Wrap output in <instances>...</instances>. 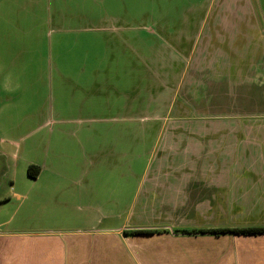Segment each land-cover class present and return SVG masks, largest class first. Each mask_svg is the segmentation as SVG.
<instances>
[{
	"label": "crops",
	"instance_id": "1",
	"mask_svg": "<svg viewBox=\"0 0 264 264\" xmlns=\"http://www.w3.org/2000/svg\"><path fill=\"white\" fill-rule=\"evenodd\" d=\"M21 2L25 3L23 8ZM37 3L48 11L47 16L30 13L35 9L30 0H0V17L6 14L0 24L8 29L2 35L9 40L12 32L22 34L27 38L25 45L37 47L47 41L52 57V0ZM263 3L259 1L261 7ZM225 4L228 11L223 12L227 15L222 21L219 17L209 21L207 31L210 35L214 32V45L193 53L198 62L209 57L205 69L212 77L214 72L217 81L222 74L228 113L210 114L202 121L180 120L172 114L151 118L154 127L162 124L157 143L139 187L122 186L123 204L118 199L121 195L108 203L94 197V202L82 191L57 199L64 210L59 212L52 207V163L24 156L16 167L20 175L10 179L12 185L22 184L21 191L4 195L3 164L10 153L2 146L4 142L0 143V264H264V234L176 233L264 227V23L257 14L260 5L252 0H224ZM22 11L26 21L20 19ZM3 60L0 57V104L6 102L5 94L13 108L32 100L31 104L38 106L46 89L52 93V60L48 67L39 61L33 69L36 97L31 100L29 92L17 95L19 89L29 90L30 83H21L20 69L10 68ZM198 67L193 65V71L200 74L203 70ZM215 89L210 91L211 104H217ZM232 109L235 112L231 114ZM22 113L15 120L22 121ZM127 117L125 120L132 116L129 113ZM1 121L6 120L0 116L2 138L10 128L5 130L7 124ZM7 121L12 120L8 117ZM205 124L204 134L200 125ZM202 135L211 138L209 147L203 149ZM17 152L13 151L12 157L18 158ZM93 158L98 162L97 155ZM69 165L60 167L66 170L59 173L65 182L78 170L77 163ZM21 167L26 171L22 170V175ZM30 169L35 176L30 175ZM59 174H54V179H61ZM139 229L159 232L126 234Z\"/></svg>",
	"mask_w": 264,
	"mask_h": 264
},
{
	"label": "rangeland",
	"instance_id": "2",
	"mask_svg": "<svg viewBox=\"0 0 264 264\" xmlns=\"http://www.w3.org/2000/svg\"><path fill=\"white\" fill-rule=\"evenodd\" d=\"M30 1L35 7L30 13L48 15L37 0ZM215 1L52 0V57L47 41L44 46L25 45L27 38L16 32L4 39L8 29L0 24V57L10 68L20 69L21 83H30L29 90L19 89L17 95L29 92V100L36 97L33 69L39 61L48 67L52 60V93L46 89L40 105L31 104L32 100L13 108L3 95L6 102L0 104V116L6 121L1 123L10 130L0 143L10 154L4 159L2 194L21 191L22 184L12 185L10 179L20 175L16 167L24 156L52 163V207L59 212L64 210L57 199L82 191L92 201L95 197L104 203L121 195L118 199L123 204L122 186L139 187L157 143L162 124L154 127L151 118L172 114L193 121L228 113L222 74L217 81L215 73L212 77L207 71L209 57L198 62L193 53L214 45V32L207 31L209 21L214 17L222 21L227 15H222L228 11L224 0ZM259 1L252 0L257 6ZM24 5L20 3L21 8ZM24 13L20 19L26 21ZM257 14L264 23L263 5ZM193 65H200L202 73L194 72ZM210 88H217V104L208 102ZM21 111L22 121L15 120ZM129 113L135 119L125 120ZM207 126L200 125L202 133ZM203 135L199 138L202 149L211 141ZM13 151H18V158L12 157ZM75 162L77 173L65 182L66 170L60 167ZM22 170L26 172L21 167V175ZM54 174L61 179H54Z\"/></svg>",
	"mask_w": 264,
	"mask_h": 264
},
{
	"label": "trees",
	"instance_id": "3",
	"mask_svg": "<svg viewBox=\"0 0 264 264\" xmlns=\"http://www.w3.org/2000/svg\"><path fill=\"white\" fill-rule=\"evenodd\" d=\"M31 176H35L31 169ZM158 230L139 229L126 232L127 235H149L158 233ZM176 233L183 235H235V236H254L264 234V227H247V228H217V229H193V230H176Z\"/></svg>",
	"mask_w": 264,
	"mask_h": 264
}]
</instances>
